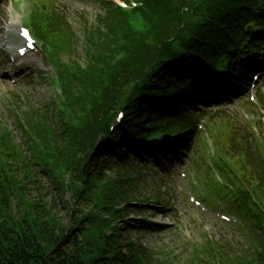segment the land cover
<instances>
[{
  "label": "trees",
  "instance_id": "16d2710c",
  "mask_svg": "<svg viewBox=\"0 0 264 264\" xmlns=\"http://www.w3.org/2000/svg\"><path fill=\"white\" fill-rule=\"evenodd\" d=\"M101 2L104 13L94 23L81 17L84 59L60 0L33 4L27 25L57 68L58 80L52 82L61 87L62 102L20 115L15 108L20 99L10 100L29 155L0 124V264H171L167 254L149 250L130 235L162 232L164 227L148 217L164 214L166 203L157 193L142 192L141 175L133 174L136 160H108L109 144L104 141L102 150L95 145L108 131L111 111L122 107L126 119L111 142L115 147L143 154L148 139L186 133L178 141L182 151L200 119L189 112L196 93L208 91L213 77L237 91L235 83L246 81L251 62L264 57V0H149L148 8L132 12ZM201 6L206 13L201 14ZM139 20L145 22L144 32ZM174 39L200 72L173 57ZM224 56L227 60H220ZM220 62L233 70L217 74ZM237 70L240 81L233 77ZM229 117L226 111L214 115L217 142L227 146L229 161L257 204L225 168L237 188L226 197L245 221L252 249L234 252L223 239L211 243L205 238L179 264H209L202 253L218 255L221 264H264V153L248 128ZM116 222L124 224L125 238Z\"/></svg>",
  "mask_w": 264,
  "mask_h": 264
},
{
  "label": "rangeland",
  "instance_id": "374dc122",
  "mask_svg": "<svg viewBox=\"0 0 264 264\" xmlns=\"http://www.w3.org/2000/svg\"><path fill=\"white\" fill-rule=\"evenodd\" d=\"M62 6H65V10L68 14V19L74 28V32L79 43V54L80 58H84L82 50L85 49V35L83 31V22L81 17H85L90 23L95 21V18L99 14H103V7L99 2L94 0H60ZM4 6L0 8V48H4L5 35L4 30L6 27L13 23L18 22L22 25L28 13L27 0H5ZM15 37V34L13 35ZM5 55L0 56V65ZM40 64L37 68L31 71V82L30 84L24 83L21 85L13 86L6 76L7 66L0 67V124L6 127L15 137V140L22 146L24 152L28 155L29 150L23 145L22 133L17 127V120L15 118L14 105H11L10 100H14V97L20 99V104L15 107L17 112L22 115L23 113L30 112V108L40 107L45 104L51 103L57 98L58 89L52 83V78H55L54 69L47 63L45 55L40 54ZM67 62L68 59L64 58ZM84 64V62H81ZM46 73V76L40 74ZM29 74V73H28ZM26 74V75H28ZM44 77L41 78V77ZM263 83L258 84V87H262ZM248 90L244 91V97L247 95ZM252 93V92H251ZM223 96V93H218L217 96ZM236 95V94H234ZM226 96V95H225ZM232 98L231 95H228ZM239 99V98H238ZM209 106V107H204ZM219 106L215 103H209V100L205 99V96L199 95L193 108L200 112H206L208 115L212 112L218 111ZM205 110V111H204ZM212 110V111H211ZM226 110L231 114L232 117H236L238 123H244L241 119L246 111L241 105H230ZM253 120V119H252ZM249 125H254L249 123ZM206 131V125L204 126ZM261 136V132H259ZM264 138V135H263ZM127 157V156H125ZM191 158L181 156L177 161L176 158L169 159L166 166L159 168L154 165H149L143 161L142 165L136 164L139 171L145 178H141L139 184L141 190L147 195H159V200L168 204V212L159 215L157 217L149 216V220L160 223L165 228L161 233L151 232H131V237L144 244L149 250L153 252L161 251L168 255V259L171 264L184 263L190 258L191 243L201 244L203 239L207 236L211 239L224 241L231 245L234 252H240L241 250L247 251L250 246L243 241V235L237 231L229 232L226 227L218 225L217 216L220 211H212L214 217L206 218L202 217L193 207H191L188 199V193L192 190L194 184L193 176L190 179L185 180L181 177L182 167H187V162H190ZM135 175V171L133 172ZM42 182L48 185V180L45 176L40 175ZM30 194L35 196L36 193L30 186ZM194 189V188H193ZM53 195L57 198L59 196L56 192ZM69 195H71L69 193ZM71 197V196H70ZM67 197V200H70ZM51 199V197H49ZM60 199V198H59ZM64 200H62V203ZM165 204V205H166ZM62 213L65 212V208H62ZM137 214H131V218L137 219ZM124 225V224H123ZM187 229L191 234V239H186L184 230ZM127 230L122 227L123 238ZM240 242V246L237 242ZM242 248V249H240Z\"/></svg>",
  "mask_w": 264,
  "mask_h": 264
},
{
  "label": "bare ground",
  "instance_id": "6f19581e",
  "mask_svg": "<svg viewBox=\"0 0 264 264\" xmlns=\"http://www.w3.org/2000/svg\"><path fill=\"white\" fill-rule=\"evenodd\" d=\"M18 42H20V39L16 38V39H14L13 41L10 42V46H15V44L18 43Z\"/></svg>",
  "mask_w": 264,
  "mask_h": 264
},
{
  "label": "snow or ice",
  "instance_id": "6c2138e0",
  "mask_svg": "<svg viewBox=\"0 0 264 264\" xmlns=\"http://www.w3.org/2000/svg\"><path fill=\"white\" fill-rule=\"evenodd\" d=\"M23 35H24L25 37H27L28 33H27V32H24Z\"/></svg>",
  "mask_w": 264,
  "mask_h": 264
}]
</instances>
